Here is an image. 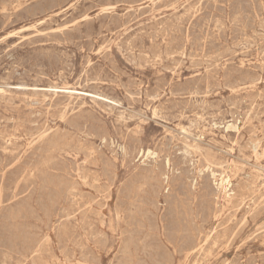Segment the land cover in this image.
I'll use <instances>...</instances> for the list:
<instances>
[{"label": "rangeland", "instance_id": "1", "mask_svg": "<svg viewBox=\"0 0 264 264\" xmlns=\"http://www.w3.org/2000/svg\"><path fill=\"white\" fill-rule=\"evenodd\" d=\"M263 52L264 0H0V264H264Z\"/></svg>", "mask_w": 264, "mask_h": 264}, {"label": "bare ground", "instance_id": "2", "mask_svg": "<svg viewBox=\"0 0 264 264\" xmlns=\"http://www.w3.org/2000/svg\"><path fill=\"white\" fill-rule=\"evenodd\" d=\"M23 39H24V38H23ZM184 50H185V49H184ZM263 53H264V52H263ZM182 56H183V55H182ZM167 57H168V56H167ZM71 89H72V88H71ZM56 90H57V89H56ZM75 91H76V90H75ZM62 92H63V91H62ZM74 93H76V92H74ZM76 95H77V94H76ZM78 97H79V96H78ZM94 97H95V96H94ZM95 100H96V99H95ZM248 114H249V113H248ZM193 115H194V114H193ZM199 117H200V116H199ZM183 129H184V128H183ZM185 132H186V131H185ZM188 132H189V131H188ZM196 132H197V131H196ZM40 137H43V135L40 136ZM54 142H56V141H54ZM260 182H261V181H260ZM221 184H222V183H221ZM222 186H223V185H222ZM195 187H196V186H195ZM192 203H193V202H192ZM193 209H194V208H193ZM192 215H193V213H192ZM197 215H198V214H197ZM190 216H191V215H190ZM195 219H196V216H195ZM192 221H193V219H192ZM194 223H195V222H194ZM196 223H197V222H196ZM191 227H192V226H191ZM196 228H197V227H196ZM189 229H190V228H189ZM199 230H200V229H199ZM215 231H216V230H215ZM215 231H214V233H216ZM224 231H225V230H224ZM210 233H211V232H210ZM223 233H224V232H223ZM199 234H200V233H199ZM216 234H217V233H216ZM219 234H220V233H219ZM191 235H192V234H191ZM223 235H224V234H223ZM216 236H217V235H216ZM220 236H221V235H220ZM207 237H209V236H207ZM200 238H201V237H200ZM209 238H210V237H209ZM224 238H225V237H224ZM207 240H208V239H207ZM213 241H214V240H213ZM205 242H206V241H205ZM205 242H204V243H205ZM214 242H215V241H214ZM217 242H218V241H217ZM220 242H221V241H220ZM218 243H219V242H218ZM197 244H198V242H197ZM211 244H212V243H211ZM179 245H180V244H179ZM199 245H200V244H199ZM199 245H198V246H199ZM209 245H210V244H209ZM198 246H197V247H198ZM201 247H202V246H201ZM178 248H179V247H178ZM206 248H207V247H206ZM196 250H197V249H196ZM198 250H199V249H198ZM178 251H179V250H178ZM203 251H204V250H203ZM176 252H177V251H176ZM179 252H180V251H179ZM206 253H207V252H206ZM189 254H190V253H189ZM198 260H200V259H198ZM193 263H194V262H193ZM193 263H192V264H193ZM167 264H168V263H167Z\"/></svg>", "mask_w": 264, "mask_h": 264}]
</instances>
